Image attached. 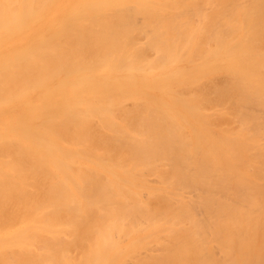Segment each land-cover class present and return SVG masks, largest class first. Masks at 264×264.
Segmentation results:
<instances>
[{
    "label": "bare ground",
    "instance_id": "obj_1",
    "mask_svg": "<svg viewBox=\"0 0 264 264\" xmlns=\"http://www.w3.org/2000/svg\"><path fill=\"white\" fill-rule=\"evenodd\" d=\"M130 263L264 264V0H0V264Z\"/></svg>",
    "mask_w": 264,
    "mask_h": 264
},
{
    "label": "rangeland",
    "instance_id": "obj_2",
    "mask_svg": "<svg viewBox=\"0 0 264 264\" xmlns=\"http://www.w3.org/2000/svg\"><path fill=\"white\" fill-rule=\"evenodd\" d=\"M128 263H129V261H128ZM131 264V263H130Z\"/></svg>",
    "mask_w": 264,
    "mask_h": 264
}]
</instances>
